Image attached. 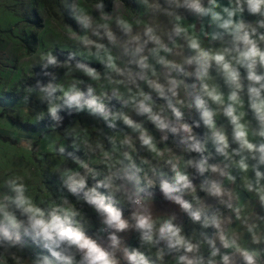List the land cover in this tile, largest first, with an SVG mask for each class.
I'll return each mask as SVG.
<instances>
[{
    "label": "clouds",
    "instance_id": "obj_1",
    "mask_svg": "<svg viewBox=\"0 0 264 264\" xmlns=\"http://www.w3.org/2000/svg\"><path fill=\"white\" fill-rule=\"evenodd\" d=\"M130 2L38 10L66 43L2 58L49 123L0 121V264H264V0Z\"/></svg>",
    "mask_w": 264,
    "mask_h": 264
},
{
    "label": "rangeland",
    "instance_id": "obj_2",
    "mask_svg": "<svg viewBox=\"0 0 264 264\" xmlns=\"http://www.w3.org/2000/svg\"><path fill=\"white\" fill-rule=\"evenodd\" d=\"M15 11L18 14L19 21H15V30L10 33H0V121H6L7 126L11 127L19 125L26 130L35 132L37 128H41L39 125L21 124L18 118L15 119V112L11 106L17 103L18 97L15 95V90L20 85L21 81L28 75L34 76V71L39 72V68L30 70V64L26 63L22 69L17 71L15 67V60L5 61L3 56L5 53L11 55L12 51L18 50L24 56H30L32 54V45L37 42V37L40 39L41 44L45 47H51L55 41L59 40L62 44L66 43L63 36L54 27H50L48 31H42L43 26L41 17L38 10L51 16L57 20V23L62 27L67 22L72 23L67 18L64 20L61 10V0H16ZM21 9V11H19ZM134 11V9H130ZM10 17L6 13L0 15V22H6ZM40 24V27H38ZM21 33L24 40L21 39ZM11 64V67H9ZM81 121H90V118L81 115L76 117ZM30 121L25 120V123ZM6 133L0 130V142L4 140ZM28 159H32L30 154L27 155ZM32 164L37 171L34 173L37 179H42L45 176V183L49 185L50 190L55 192L58 186V178L52 175L49 170H45L41 167L39 162L32 159ZM89 215L95 220L94 213L90 209H86Z\"/></svg>",
    "mask_w": 264,
    "mask_h": 264
},
{
    "label": "crops",
    "instance_id": "obj_3",
    "mask_svg": "<svg viewBox=\"0 0 264 264\" xmlns=\"http://www.w3.org/2000/svg\"><path fill=\"white\" fill-rule=\"evenodd\" d=\"M16 0H0V15L4 12L10 17L6 22H0V33H10V31L15 30V21L19 19L17 12L15 11ZM19 21V20H18ZM1 92V90H0ZM157 204L159 207H175L173 205H167L163 200L162 197L157 190ZM187 220L186 217H184ZM129 243L135 244V240H130Z\"/></svg>",
    "mask_w": 264,
    "mask_h": 264
},
{
    "label": "trees",
    "instance_id": "obj_4",
    "mask_svg": "<svg viewBox=\"0 0 264 264\" xmlns=\"http://www.w3.org/2000/svg\"><path fill=\"white\" fill-rule=\"evenodd\" d=\"M106 2H108V0H106ZM126 2L128 3L129 9H133L130 0H126ZM38 27H40V24H38ZM63 58H64L63 55H61V59H63ZM35 71H34V74H33L34 75L33 78L35 77ZM28 83H33V81L29 80ZM68 119H71V118H66L65 124H67ZM48 123H49V121L46 120V121H44L43 123L40 124V127L43 128Z\"/></svg>",
    "mask_w": 264,
    "mask_h": 264
}]
</instances>
